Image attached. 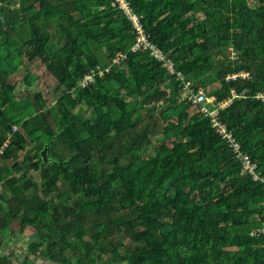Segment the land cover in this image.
<instances>
[{
	"label": "trees",
	"instance_id": "obj_1",
	"mask_svg": "<svg viewBox=\"0 0 264 264\" xmlns=\"http://www.w3.org/2000/svg\"><path fill=\"white\" fill-rule=\"evenodd\" d=\"M17 1L0 0V144L19 128L0 161L31 150L0 175V233L32 231L20 264H264V239L250 236L262 184L240 175L175 78L130 52L135 32L112 0ZM126 1L176 70L216 102L235 93L219 119L264 176V0ZM117 53L121 67L78 86ZM35 61L56 83L51 106L8 80Z\"/></svg>",
	"mask_w": 264,
	"mask_h": 264
},
{
	"label": "built area",
	"instance_id": "obj_2",
	"mask_svg": "<svg viewBox=\"0 0 264 264\" xmlns=\"http://www.w3.org/2000/svg\"><path fill=\"white\" fill-rule=\"evenodd\" d=\"M111 7L118 9L123 17L130 22L132 29L135 32V41L130 48V52H147L149 57L158 62L161 67L171 77L175 78V81L179 83V89L181 90L182 97L185 98L190 105V114L199 113L202 117L209 120L213 131L228 144V148L232 152L233 159L240 166V175L246 176L254 183L262 184L264 190V176L261 175L257 168V163L242 150L241 143L237 141L234 135L227 130L224 123L219 119V112L227 107L235 93H232V97L221 102H216L213 97L207 96V90L202 87H197L191 80L187 79L180 71L176 70L173 60L165 55L163 51L158 48L154 43L149 40V35L146 34L139 15L134 13L126 0H112ZM124 53H117L111 60L109 67L104 71L92 72L84 76L82 80L78 82L79 87H84L87 83L92 82L93 77L98 74L102 76L103 73L109 72L111 67H121L122 63L126 59ZM242 77H246L247 74L240 73ZM236 75L228 78L234 79ZM260 100L264 101V94L259 95ZM18 127L13 125L11 130L6 134L5 140L0 144V158L5 154L7 148L10 145L13 134L18 131ZM250 236L254 238L262 237L264 239V222L262 227L250 232Z\"/></svg>",
	"mask_w": 264,
	"mask_h": 264
},
{
	"label": "rangeland",
	"instance_id": "obj_3",
	"mask_svg": "<svg viewBox=\"0 0 264 264\" xmlns=\"http://www.w3.org/2000/svg\"><path fill=\"white\" fill-rule=\"evenodd\" d=\"M16 3L19 5V0ZM35 63L37 64V66L21 67L17 71V73L14 74L13 76H11L8 80L10 83L16 82V85H17L16 89H17L19 94L22 95V93H27V92H29V93L40 92L43 95V98H44L46 104L48 106H51L53 104V102L55 101L56 96H57V95H55V91H54L56 83L49 76V74L47 73V71L45 70L43 65H41L38 61H35ZM28 73L34 75V81H33L34 84L31 87L24 86V82H23L25 76ZM215 86H216V84L212 85L211 87L208 88V90L210 91V90L214 89ZM205 91H206V89H205ZM19 94H17V95L19 96ZM75 113H77L79 116H81V118H85V116L87 114V110L84 106H76V108L73 110V114H75ZM160 139H161V137L159 136V137H156L155 139H153V141H154V143H158L159 141H161ZM12 229H13V226H12ZM27 231H26V234L24 236L17 234L19 237H17V238L13 237V239L11 241L12 244H10V246H7L3 253H5V255H6V253H9V255H12V254H15V252H18L19 248L20 249L27 248V243H29L32 240V239L28 240L25 243V240L28 239L29 237H31V236H29L30 234ZM23 238L25 239L24 241H23ZM17 241H19V243H17ZM31 257L33 258V256H31ZM35 259L36 260H34V259L32 260V261H35V264L45 263V261L40 259V258H35ZM18 263H20V262L18 261Z\"/></svg>",
	"mask_w": 264,
	"mask_h": 264
},
{
	"label": "crops",
	"instance_id": "obj_4",
	"mask_svg": "<svg viewBox=\"0 0 264 264\" xmlns=\"http://www.w3.org/2000/svg\"><path fill=\"white\" fill-rule=\"evenodd\" d=\"M5 138H6V135H5ZM30 150H31V148H26L25 151L18 152L17 153V159L15 161L14 160L0 161V175H2L3 169L6 168V166L7 167H12V165L15 162L23 163L25 158L28 156V153H29ZM6 177H8V178H6ZM14 177H18L16 173H14ZM9 178H10V176L8 175V176L3 177L2 180L0 179V193L3 192V189L5 190V187H3V186L5 185V180H8ZM12 226H15L14 228H17L16 223L15 224L13 223L11 225L10 229H7L3 233H0V255L5 256V253H3V252H4V250H5V248L7 246H10V244H12L11 241H12L13 237L14 238L19 237V236L15 237V235L12 234V232H11ZM27 230H28L27 232L30 234L29 236L34 237V235L32 234V231L30 229H27ZM24 235H22V236H24ZM31 237H29L26 240L23 238V241L25 240V243H26V241L31 240ZM17 243H19V241H17ZM28 244L29 243H27V248H28ZM27 248H23V249L19 248L18 252H15V254L9 255V253H6V256L10 257L9 260L12 261L13 264H20L21 262H24V260H25L24 257L26 255ZM29 258H30L31 262H34V261H32L34 259V257L32 258L30 256ZM18 261L20 263H18Z\"/></svg>",
	"mask_w": 264,
	"mask_h": 264
},
{
	"label": "water",
	"instance_id": "obj_5",
	"mask_svg": "<svg viewBox=\"0 0 264 264\" xmlns=\"http://www.w3.org/2000/svg\"><path fill=\"white\" fill-rule=\"evenodd\" d=\"M51 144L48 143V144H45L43 145L41 151L39 152V156L41 157V160L43 163H45L46 161H48V158H47V147Z\"/></svg>",
	"mask_w": 264,
	"mask_h": 264
}]
</instances>
